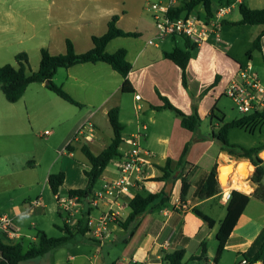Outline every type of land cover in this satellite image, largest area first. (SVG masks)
<instances>
[{"label": "crops", "instance_id": "1", "mask_svg": "<svg viewBox=\"0 0 264 264\" xmlns=\"http://www.w3.org/2000/svg\"><path fill=\"white\" fill-rule=\"evenodd\" d=\"M45 1L56 15L81 19V27L89 25L95 29L98 25H104L103 29L96 34L84 33V37H79L77 41L72 40L78 54L86 53L93 48L92 37L104 35L108 29V22L114 15L119 16L118 26L122 30L139 34L138 37L116 38L106 49L108 53H114L121 48L127 51V60L132 65V70L127 76L134 89L132 93L122 91L125 79L104 62L80 64L68 69H59L56 73L54 82L81 103L82 109L97 107L94 111L82 112V121H90L95 127L93 140L87 143L76 141L62 154L74 158L75 153L81 150L84 144H87L94 154H100L110 144L114 135L108 112L118 108L120 122L124 127V142L120 148L121 157L128 150L127 139L135 134L141 135L142 148L148 155V165L143 174L144 180L131 196H122L116 200L108 196L101 199L98 196L107 181L118 177L117 167L114 171L106 168L90 197L91 200H98V210L91 209L88 200L82 209L81 218L84 220L82 228L86 233L81 234L75 231L74 237L67 242L74 252L69 254L67 262L55 261L53 264H161L165 254L179 249L185 250L184 264H188L186 259L191 264H214L218 248L217 234L226 217L228 205L221 199L224 188L219 180V169L227 165L233 166V171L228 178L230 190L245 193L250 200L234 227L218 264H224L225 254L231 253L237 256L234 264H239L244 258L251 259L264 243V178L261 183H254L252 176L255 166L248 160H234L221 150L213 140V127L218 123L213 121L210 115L215 110V115L224 123L244 117L235 116V119L228 121L230 117L227 110L221 108V104L230 99L226 95L227 89L238 77L240 69L248 65L252 66L253 72L264 84V34L259 48H253L264 26L234 25L241 16L232 17L231 10L222 22L223 43L202 45L190 59L186 68V88L183 84L182 69L173 61L164 58V52H170L174 48L184 49L185 40H183V47L178 45L180 38H168L161 44L149 45L148 41L153 38V35L155 36L153 22L141 19L136 20L133 28L127 26L129 19H140L149 0ZM235 1L239 6L243 4L250 9L264 8V0ZM246 1L250 4H246ZM233 2L234 0H223L222 4L232 6L233 9L235 6ZM20 4V0H0V17L5 19L4 22H0V67L9 64L11 57L15 60L19 53L14 49L22 42L17 26ZM141 39L146 40V45L143 47H139L137 43ZM66 40L58 50H53L49 46L46 48L52 55L65 54ZM113 44L122 46H117V50L111 52L109 48ZM61 70L65 71L59 77ZM39 84L42 88H46L44 83ZM31 86L28 87L23 98ZM192 94L195 97L203 95L198 105V113L202 119L199 136L202 140L193 144L188 155L186 182H188L189 190H187L185 201L183 200V181L179 179L174 182L167 204L162 208H149L127 229L121 228L118 222H125L129 217L131 213L129 204L136 195L146 198L165 190L167 185L165 181H152L162 175L158 167L163 166L167 159L178 161L185 145L194 136L191 131L182 127L180 118L173 111L163 108L165 102L162 98H166L171 105L183 113L191 115L193 113ZM50 103L63 111L67 109L51 97ZM31 105L33 117L39 114L45 115L46 118H53L49 117L43 105H38L36 101ZM32 113L30 111L29 116ZM23 115L15 104L7 105L0 98V161L4 162L0 167V190L3 192H10L15 183L20 185V170L15 165V157L19 155V144L26 130ZM259 124L261 122L232 129L229 132L230 142L242 145L240 142L231 140L232 132L244 130L254 135ZM258 130L261 132L260 129ZM73 135L74 132L66 138L68 139L66 146ZM258 146L263 147L264 142L247 148ZM59 147L55 148L56 153ZM83 157L88 164L84 155ZM113 161L117 162V159ZM54 162L56 163L57 160ZM215 164H218L219 192L205 200H197L195 193ZM87 166L88 169H84L83 173L90 169L89 164ZM49 175L46 179L48 187ZM84 176L81 175L80 184L71 183L70 190L83 188L81 185L85 184ZM233 176L245 184L247 189L239 190L234 187ZM65 181L70 182L69 174H66ZM62 187L59 192L61 196L63 195ZM40 199L41 205L35 206L32 210L30 208L33 201L21 208L17 206L10 208L19 226L24 224L25 217L33 211L45 213L46 204L43 203L42 198ZM178 201L185 203L187 209L179 208ZM109 210L118 214L119 217L116 221L109 220L104 231L99 235L95 233L98 219L101 213ZM95 211L98 212L97 216ZM89 213L94 220L93 226L88 225ZM81 218L79 217L78 220ZM56 226L61 227L57 224ZM213 241H216L214 246L211 245ZM203 243L207 249V256L200 260L198 258L201 256ZM254 264H264V259Z\"/></svg>", "mask_w": 264, "mask_h": 264}, {"label": "trees", "instance_id": "2", "mask_svg": "<svg viewBox=\"0 0 264 264\" xmlns=\"http://www.w3.org/2000/svg\"><path fill=\"white\" fill-rule=\"evenodd\" d=\"M223 0H192L188 4L189 7L203 5L205 9L211 13V6L213 2L222 4ZM224 5V4H222ZM182 7L179 11L183 10ZM239 12L241 19L234 23L237 26H264V8L262 9H250L247 6L241 4L239 6ZM179 13V12H178ZM119 16L114 15L108 22L107 32L102 36H93V48L86 53L78 54L75 50L73 42L69 39L66 40V52L65 54L52 55L47 49L42 48L40 50V64L37 71L28 70L29 57L25 52L18 53L15 57L18 67H14L11 64H6L0 67V92L5 96L9 103H18L25 95L28 87L35 83H44L46 88L54 93L56 96L64 100L65 102L82 108L83 105L74 99L67 91L58 86L54 82V77L59 69H68L76 65L87 63L104 62L112 67L114 71L119 73L124 79L122 91L124 93H132L130 82L127 79L129 72L132 70V65L127 60V51L123 48L117 50L114 53H108L106 51L107 46L116 38H129L138 37L136 32H126L118 26ZM264 34V30L259 34L253 44L254 49L259 48L261 37ZM185 40V48H174L170 52H164V58L173 61L182 69L183 84L187 88L186 68L193 54L197 51L198 47L192 44L190 41ZM203 95L192 97L193 113L187 115L175 108L166 98H162L165 102L163 108L173 111L181 120L183 128L193 133V139L188 142L182 155L178 161L173 159H167L163 166L158 168L162 172L160 177L152 179V181H165L167 184L174 181V177L177 174L176 182L182 179L184 185L183 200L185 201L187 190L189 185L186 176V167L189 165L188 155L195 142L201 141L199 131L202 125V119L198 113V105ZM119 109L113 108L108 112V118L113 130V139L110 144L100 154H94L87 144L82 146V153L88 161L89 170L84 171L86 177V185L81 189L69 190V196H78L80 198H90L93 190L102 177L104 171L113 160L121 158L120 148L124 142L123 130L124 127L120 122ZM210 118L216 121L218 125L213 127V140L220 146L221 150L228 154L232 159L237 161L248 160L255 166V172L252 176V181L256 184L262 182L264 178V160L260 157V153L264 151V146H258L253 148H247L242 145L232 144L229 140V132L235 128H243L247 125L255 122L264 121V110L261 112H254L245 115L241 119L234 120L232 122L224 123V121L215 115V110L212 111ZM70 147H68V150ZM66 179L64 172L50 174L48 178V185L54 195L59 194L60 188L63 186ZM219 180H218V164H215L212 170L208 173L203 184L198 188L195 193L197 200H205L214 196L219 192ZM170 195L162 190L158 194H151L144 198L141 195H136L130 201L131 213L125 222H118L121 228L127 229L130 224L151 207L162 208L169 201ZM250 197L245 193L238 190L231 192V200L227 205V214L223 220L220 229L217 234L218 248L214 264H218L223 252L226 249L228 240L234 227L236 226L239 218L246 209ZM84 220L81 218L78 221L76 227H70L64 225L61 231L64 236L60 238H53L47 236L42 231H37L36 240L32 242V245L25 248V242L23 238L20 241H13L7 239L5 236H0V264H21L22 262L45 256L52 252L54 249L66 244L71 238L74 237L75 231L85 234V230L82 228ZM185 250L179 249L174 252L165 254L161 264H184ZM207 256V249L205 243L202 244V253L198 258L200 260L205 259ZM264 259V243L258 252L249 259L250 264H254Z\"/></svg>", "mask_w": 264, "mask_h": 264}, {"label": "rangeland", "instance_id": "3", "mask_svg": "<svg viewBox=\"0 0 264 264\" xmlns=\"http://www.w3.org/2000/svg\"><path fill=\"white\" fill-rule=\"evenodd\" d=\"M165 1L167 0H149L146 6ZM20 3L17 26L21 34L22 42L15 47L14 51L19 53L25 52L28 54V70H38L39 60L41 58L40 50L42 48L47 49L46 46H49L53 50H58L63 45L65 39L77 41L79 37L85 36L84 33H87V35L91 32L96 34L100 32L104 26L98 25L95 29L89 25L81 27V19L64 18L60 15H56L50 10L45 0H20ZM233 3L235 6L232 9V17H240L239 4L236 3L235 0ZM246 4L250 3L246 1ZM146 6L139 17L140 19L128 20V27L133 28L136 20L139 21L142 19L143 21L146 20L150 23L153 22L152 15L148 12ZM4 20L5 19L0 17V22H4ZM154 41L156 44H161L164 40ZM145 42V39H141L137 43L139 47H143L146 45ZM178 45L180 47L184 46L183 39L180 38V40H178ZM117 46L122 45L113 44L110 46L109 50L113 52L117 50ZM9 62L12 66L18 67L12 57ZM64 71L65 70H61L59 72V77ZM40 85L41 84L39 83L32 84L25 98L21 99L18 103H15L24 114L23 124L26 128L25 135L22 136L19 144V155H16L15 157V165L20 170V185L18 186L17 183H15L10 192H3L0 190V215H14L12 209H10L13 206L21 208L30 201L35 202V200L42 198L43 203L46 204L45 213L41 214L39 211H33L25 217V222L20 227L23 232L30 237L36 236L37 231L41 230L49 237L60 238L64 236L61 228L64 226V220L66 219L67 214H65L58 206L54 194L47 186L46 179L48 174H55L62 171L65 172V174H69L70 182L65 181L62 187V196L64 197L67 196L68 190L71 188V183L75 182L76 185L80 184L81 175L84 176L83 170L88 169V164L84 159L81 150L75 153L74 158H69L67 155H63L62 152L65 151L66 148V142L68 140L66 138L73 132L75 135L77 128L83 122L82 112L85 113L88 110L94 111L97 107H87L84 109L78 108L65 102L45 87L42 88ZM50 97L59 101V103L67 109L63 111L60 107L57 108L52 105V103H50ZM0 98L3 99L4 103L7 105H12V103H9L6 100L1 92ZM34 101H36L38 105H43L46 108L49 117L53 118H46L45 115L41 116L39 114L38 116L33 117L31 104H33ZM221 108L227 110L230 117L228 121L235 119V116L241 117L248 115L241 113L231 99L223 101ZM30 111L32 113L31 116H29ZM258 129H260L262 133L259 132ZM46 131H49L50 134L46 135ZM256 131L257 132L252 135L244 130H234L232 132L231 140L234 142H240L245 147L255 146L264 142V121L258 125ZM74 135L70 138L72 139ZM58 146L60 147L58 153H56L55 148ZM260 157L264 160V153L260 155ZM54 160H57V162L55 163ZM3 163V161H0V167H2L1 164ZM116 163V161H112L108 166V170L114 171L116 169ZM230 173L231 171L225 175V178L228 179ZM86 182L85 177V184L81 186L84 187ZM226 186V183H222L223 188ZM97 215L98 212L95 211V216ZM77 217L78 220L79 216ZM56 224L61 227H57ZM71 227L73 228L74 226ZM24 242L25 248H27L32 245V242L36 243L37 240L26 238L24 239ZM215 244L216 241L211 243L212 246ZM68 245L69 244L66 243L45 256L31 259L22 262L21 264H53L55 261L65 263L67 262L69 254L74 252ZM236 260V255L232 253L225 254L223 263L234 264ZM185 261L188 262V264L190 263L187 259Z\"/></svg>", "mask_w": 264, "mask_h": 264}, {"label": "built area", "instance_id": "4", "mask_svg": "<svg viewBox=\"0 0 264 264\" xmlns=\"http://www.w3.org/2000/svg\"><path fill=\"white\" fill-rule=\"evenodd\" d=\"M192 0H167L147 5L148 12L152 15L155 36L148 41L149 45H157L154 40H165L168 38H181L190 41L192 44L200 47L205 44L221 45L223 43L221 27L226 15H228L232 6L222 5L213 2L211 13L203 5L189 7ZM182 7L183 10L179 11ZM179 12V13H178ZM226 95L237 106L243 114H251L264 110V84L257 74L253 72L252 66L248 65L240 69L236 77L226 91ZM95 127L90 121H85L79 125L74 137L68 143L65 151L68 150L74 142H91L94 138ZM46 135L50 132L46 131ZM128 150L124 156L117 160L116 167L118 177L107 181L102 192L98 194L101 199L108 196L112 199H118L122 196H131L137 191L144 180V171L148 165V155L143 150L141 144V135L135 134L127 139ZM228 185L222 193V201L226 204L231 200V190ZM60 209L67 214L66 225L76 226L78 224L77 216L82 217V209L88 200L89 207L98 210V200L91 198H80L78 196L55 195ZM41 205V199L32 203L31 210L35 206ZM178 207L187 209V205L178 201ZM118 214L109 210L101 213L98 219V227L95 231L101 234L109 220L116 221ZM93 217L88 215V225L93 226ZM0 236H5L9 240L20 241L23 238L36 240V236L30 237L24 233L22 228L16 223V216L2 215L0 217ZM239 264H250L249 260L244 258Z\"/></svg>", "mask_w": 264, "mask_h": 264}, {"label": "bare ground", "instance_id": "5", "mask_svg": "<svg viewBox=\"0 0 264 264\" xmlns=\"http://www.w3.org/2000/svg\"><path fill=\"white\" fill-rule=\"evenodd\" d=\"M241 169V168H240ZM233 170V167H228V166H226L225 168H224V174L222 175V178H221V180H222V183H226V185H228V179L227 178H225V175L229 172V171H232ZM249 176V175H248ZM247 176V177H248ZM234 177V176H233ZM234 179V183H233V185H234V187H236L237 189H239V190H246L247 189V186L245 185V184H243L239 179H237V177H234L233 178ZM227 187V186H226Z\"/></svg>", "mask_w": 264, "mask_h": 264}, {"label": "water", "instance_id": "6", "mask_svg": "<svg viewBox=\"0 0 264 264\" xmlns=\"http://www.w3.org/2000/svg\"><path fill=\"white\" fill-rule=\"evenodd\" d=\"M263 153H264V151H263ZM228 167H233L232 165H227ZM226 166H222V167H220V169H219V180H220V183L222 184V180H221V178H222V175L224 174V168H225ZM233 171V170H232ZM231 171V172H232ZM231 174V173H230ZM230 176V175H229ZM177 179V174L175 175V177H174V181ZM174 181H172V182H170V183H168L167 185H166V187H165V192L167 193V194H169V195H171V193H172V189H173V187H174ZM228 185H229V181H228Z\"/></svg>", "mask_w": 264, "mask_h": 264}]
</instances>
